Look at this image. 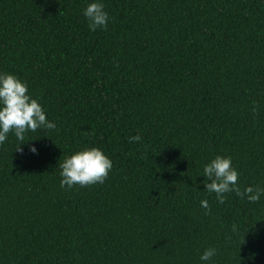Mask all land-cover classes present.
Wrapping results in <instances>:
<instances>
[{"label": "trees", "instance_id": "16d2710c", "mask_svg": "<svg viewBox=\"0 0 264 264\" xmlns=\"http://www.w3.org/2000/svg\"><path fill=\"white\" fill-rule=\"evenodd\" d=\"M90 2L0 0V72L56 124L0 145V264H201L210 247L264 264V197L219 203L197 177L230 156L241 191L264 187V0H102L94 32ZM91 147L108 178L61 188Z\"/></svg>", "mask_w": 264, "mask_h": 264}, {"label": "clouds", "instance_id": "9594fccd", "mask_svg": "<svg viewBox=\"0 0 264 264\" xmlns=\"http://www.w3.org/2000/svg\"><path fill=\"white\" fill-rule=\"evenodd\" d=\"M83 16L89 21V30L107 28L109 13L105 10L102 0H92L83 10ZM39 129L55 130L56 124L47 119V113L39 101L29 94L27 82L19 77L0 72V145H3L13 134L19 145L24 144L25 135ZM139 135L130 138V142H138ZM20 150V149H17ZM33 154L38 149L30 147ZM60 187L72 189L79 185L85 187L103 183L113 168V162L104 151L97 147L85 148L67 156L60 165ZM240 173L233 165L230 156L217 155L203 167L202 175L208 181L203 183L204 190L216 194V200L223 203L225 194L235 192L238 196L256 203L264 197V187L260 185L248 186L243 191L239 187ZM200 206L210 210L207 199L200 201ZM217 255L214 247L206 248L199 257L201 264H211L212 258ZM240 264H241V258Z\"/></svg>", "mask_w": 264, "mask_h": 264}]
</instances>
